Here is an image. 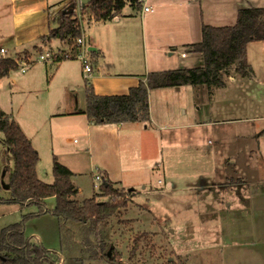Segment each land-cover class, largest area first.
I'll return each mask as SVG.
<instances>
[{"label": "crops", "instance_id": "crops-1", "mask_svg": "<svg viewBox=\"0 0 264 264\" xmlns=\"http://www.w3.org/2000/svg\"><path fill=\"white\" fill-rule=\"evenodd\" d=\"M72 3L73 0H0V48L5 50L4 55L1 56L0 54V57L17 59L24 53L32 56L35 52L52 49L53 45L58 44L65 45L64 48L59 49H67V44L59 38L45 40L44 37L48 34L49 28L54 26L55 22L53 21L58 12L61 9L64 10L63 7L67 6L69 8ZM144 4L150 6L152 10L143 11ZM248 4L264 6V0H142L139 8L127 4L121 13L109 20L90 22V20L83 19L82 32L85 42L90 45L92 60L101 67L89 78L95 93L100 95L125 94L130 87L138 85L140 81H145L146 75L150 71L202 65V54L191 50L187 46L200 41L201 25L203 23L213 26L231 25L235 22L237 10ZM261 43H264V40L248 43L247 57L252 67V74L250 77H242L241 79L264 86V77L259 76L249 58L250 48H264V44ZM179 48H186V51L179 52ZM140 49L144 53L143 66L138 64L137 58L134 56ZM148 53H150V59ZM182 53H185V55L182 56ZM176 54L178 55L174 58ZM118 61L120 67L124 68L121 71L117 69ZM227 78L231 82L237 80L233 70L229 72ZM33 80V77L30 76L22 82L11 76V73L0 78L1 95L4 97L5 94L9 93L7 103L0 100V110L18 122L23 132L31 140L32 145L33 138L27 135L24 128L26 123H23L18 117L21 108L14 107V102L18 101L16 97L19 95L26 96L34 92L32 85H30ZM227 84L226 80L224 85L219 88L224 90L227 88ZM191 87L194 89L195 87L206 86L181 85L149 90L148 121L93 124L86 117L84 123L86 124L87 136L90 138V133L94 127H105L96 128L98 132L104 135L111 132L114 134L117 130L124 129V132H128L126 134L140 133L141 137L150 140V144L158 146L164 140H167L170 133L160 132L165 127L158 125L159 114L153 112V91H157L155 93L157 97L161 95L169 96L166 99L162 113L172 117L173 102L178 101L181 94L184 97L189 94L190 97ZM214 89L215 87L207 88L208 93L214 92ZM19 92H22V94H19ZM34 95L37 96V93H34ZM227 100H230V98ZM74 101L75 106L64 111L65 113L72 114L79 108L78 99L75 98ZM224 105L228 106L229 104ZM182 111L185 112V109H182ZM261 119V123H263L264 117ZM255 120L258 119L246 118V125L233 126L229 132H223L225 126L221 125L222 123H241L243 120L240 118L236 121L206 119L199 123L194 122L191 124V122H188L182 124L186 127L210 125L214 127L213 130L218 135L217 144L231 143V141L239 143L235 147L236 151L234 153L231 151L229 159L224 162L226 166L224 171L220 173L223 182L220 183L218 191L211 190L212 188L209 187V193H212V196L210 200L206 199L205 201L207 216H209L206 220H209L212 225L208 221V224L204 222L201 226L193 229L194 226L191 224V245L196 248L199 246L200 241L197 242L194 239L204 237V250L207 249L208 245L213 250L216 249L217 257L205 260L209 261V264H264V142H262V139L264 141V125ZM128 123L140 124L126 126ZM149 126L152 128H149ZM170 127L174 128L175 126ZM112 129H116L115 132ZM255 136L260 138L261 142L259 140V144L252 145L249 139ZM227 137L229 140H226ZM142 144L146 143L142 142ZM215 153H217L216 150ZM57 156L59 161L74 174L81 170L78 163L65 154ZM91 158L92 161L95 160L93 161L94 165L92 163L89 165L90 173L93 176L100 172L102 175L105 174L106 178L111 181L122 182L121 177H118L119 179L113 177L112 169L117 163L115 154H110L108 151L106 155L101 154L96 157L93 155ZM10 163L12 162L6 157L5 148L1 143L0 188L5 191L6 197L4 198L9 197V189L4 187L3 184H7L11 169ZM92 166L94 169L91 168ZM216 172L218 173L217 170ZM37 173L39 176L38 163ZM227 180L234 181L236 184H240L241 187L238 189L233 187V184L231 186L225 185L224 183ZM165 185L169 189L173 187L171 180H167ZM222 187H225L226 197L230 201L226 202L223 199L224 196L220 197L219 190ZM77 188L79 191V187ZM144 192L153 194L158 192V189H145ZM198 193L195 192V195L200 197L208 194V192ZM131 196L132 193L129 195L130 199ZM50 199L52 197L45 199L49 209L53 208L55 204V200L52 204L48 203ZM10 205H13V208H10L7 213L18 218L16 220H19L23 214L36 210L35 206L16 203ZM2 227H0V230ZM197 229L199 230L196 231ZM79 231V225L72 226L61 222L59 218L50 213L29 220L25 227L26 236L33 237L47 248L60 251L61 261L59 264H84L85 260L96 261L100 264H112L86 252L81 243ZM205 238H207V241Z\"/></svg>", "mask_w": 264, "mask_h": 264}, {"label": "rangeland", "instance_id": "rangeland-1", "mask_svg": "<svg viewBox=\"0 0 264 264\" xmlns=\"http://www.w3.org/2000/svg\"><path fill=\"white\" fill-rule=\"evenodd\" d=\"M63 9L69 10L67 6ZM64 47L65 45L58 44L44 51H56ZM178 51H186V48H179ZM147 55L150 59V53ZM36 56L38 52L31 57L36 58ZM134 56L138 64L143 66V51L140 49ZM249 58L259 76L264 77V48L251 47ZM117 65L118 71L124 69L120 67V63ZM10 73L22 82L30 76L34 79L30 84L34 92L28 94L29 96L16 97L18 101L14 102V107L21 108L18 117L26 123L25 131L33 138L34 148L38 151V170L42 180L52 182L53 155L58 159L57 155L65 154L75 160L81 169L72 177L74 184L80 189L76 198L79 200L88 198L97 191L93 187L94 176L90 173L89 165L95 161H92L91 157L106 155L108 151L110 154H115L117 163L112 173L113 177H121L122 182L113 180L112 182L118 188L131 189L132 196L123 215L110 220L104 236L108 242L111 241V245H114L115 255L123 264L164 263L166 258L172 261L171 264H209V261H205L207 258L217 257L216 249L213 250L209 245L206 251L204 250V237L194 239L200 241L196 248L191 245V224L194 226L193 229L204 222L208 224L209 220L206 218L208 219L209 216L205 201L211 199L212 193H209V189L218 191L220 183L223 182L220 173L226 166L224 162L229 159L231 151L233 153L236 151L235 147L239 143L231 141V143L217 144L218 135L213 130L214 127L210 125L186 127L182 124L199 123L206 119L243 120L241 123H222L221 125L225 126L223 132H229L233 126L246 125V118H256L258 120L255 121L261 123V118L264 117L263 85L241 79L242 77L233 71L237 80L231 82L227 75H224L223 79L228 83L224 90L215 87L213 94H209L206 87L194 89L191 87L190 97L189 94L186 97L181 94L178 101L173 102L172 117L162 113L169 96L157 97L155 95L157 91H153V112L159 114L158 125L165 127L160 132L170 133L167 140L156 146L150 144V140L141 137L140 133L126 134L128 132H124V129L104 135L96 128L105 127H94L88 138L84 123L87 116L77 111L85 106L86 85L81 73V61L78 58L61 61L48 59L45 62L33 63L24 73L19 68ZM34 93H37V96ZM75 98L78 99L79 108L72 114L65 113L64 111L75 106ZM228 98L230 100H227ZM0 100L7 103L9 93L4 97L0 93ZM226 103L229 105H224ZM181 108L185 109V112ZM129 124L140 123H128L126 126H131ZM261 124L264 125V121ZM160 132L158 131V134ZM226 140L229 138L227 137ZM249 140L252 145H257L260 138L255 136L250 137ZM10 164L12 166V163ZM91 168L94 169L93 166ZM167 180L173 183L171 189L165 185ZM224 184L228 186L233 184V187L238 189L241 187L240 184L230 180ZM150 188L158 189V192L153 194L144 192L145 189ZM160 188L163 190L161 191ZM224 189L225 187H222L219 190V195L224 196L226 202L230 201ZM195 192L197 194L208 192V194L200 197L195 195ZM0 196L6 197L2 188H0ZM54 200L52 197L48 203L52 204ZM10 204L0 203V227L18 221L16 220L18 218L7 213L13 208ZM78 233L81 237L80 231ZM141 233L145 235L142 236L133 259L129 260L133 239ZM205 239L207 241V238ZM84 264L100 263L85 260Z\"/></svg>", "mask_w": 264, "mask_h": 264}, {"label": "trees", "instance_id": "trees-1", "mask_svg": "<svg viewBox=\"0 0 264 264\" xmlns=\"http://www.w3.org/2000/svg\"><path fill=\"white\" fill-rule=\"evenodd\" d=\"M139 0H73V7L60 10L54 26L49 28L45 40L59 38L67 44V49H58L52 61L76 58L80 47L76 39L82 29L78 10L82 19L105 21L121 13L127 5L136 8ZM264 40V6L248 4L237 10L235 22L231 25H201V39L188 44L193 51L203 56V64L150 71L145 81L130 87L125 94L100 95L95 93L90 81L85 85V107L78 109L93 124L122 123L149 120V90L181 85L220 87L224 85V75L231 70L241 77H250L252 67L247 57V45L251 41ZM92 56V54H91ZM24 53L19 58H28ZM19 68L16 58L0 57V78ZM0 142L12 166L7 178L9 197L0 196V203H16L35 206L36 210L23 214L13 223L0 230V264H59L60 251L45 247L40 241L26 236L25 227L29 220L50 213L61 222L79 225L81 243L91 256L99 257L112 264H123L115 255V247L104 236L105 228L112 218L123 215L130 201L131 191L118 188L101 174V184L92 196L79 200L78 188L72 177L74 173L62 164L55 155L52 159V182L42 180L37 173L38 151L21 129L16 120L0 110ZM54 197L53 208L47 207L45 199ZM145 234H137L133 239L129 260L133 259ZM110 250V255L108 251ZM166 258L164 263L171 264ZM133 264H138L134 262Z\"/></svg>", "mask_w": 264, "mask_h": 264}, {"label": "built area", "instance_id": "built-area-1", "mask_svg": "<svg viewBox=\"0 0 264 264\" xmlns=\"http://www.w3.org/2000/svg\"><path fill=\"white\" fill-rule=\"evenodd\" d=\"M140 2H142V0H139ZM143 11L147 12V11H151L152 8L146 4L143 5L142 7ZM78 19H79V23L81 26V29L83 30V26H82V16L80 14V12L78 11ZM94 18L93 16H90V22H93ZM76 43L78 44V46L80 47V51L77 54L76 58H78L81 61V73L84 79L89 80V78L97 71L100 70V65L95 63L92 58H91V50H90V45L88 43L85 42L84 36H83V32L81 34V36H79L76 39ZM56 51H51V50H46V51H40L38 52V56H36V58H32L31 56H29L28 58L24 59V58H17L18 64H19V69L21 72H25L27 70V68L32 65L35 62H45L48 59L53 60V55L57 52ZM5 50L3 48H0V54L1 56L4 55ZM185 55V53H182V56ZM75 141V139H74ZM94 183L93 186L96 189H99V186L101 184V174L99 172H97L94 175Z\"/></svg>", "mask_w": 264, "mask_h": 264}, {"label": "water", "instance_id": "water-1", "mask_svg": "<svg viewBox=\"0 0 264 264\" xmlns=\"http://www.w3.org/2000/svg\"><path fill=\"white\" fill-rule=\"evenodd\" d=\"M81 2L82 3H87V2H89V0H81ZM74 5L73 4H71V6L69 7V8H72ZM68 8V9H69ZM4 185V187H6V188H8V185L7 184H3ZM128 191H131V189H129ZM108 253V255H110V250L107 252Z\"/></svg>", "mask_w": 264, "mask_h": 264}]
</instances>
